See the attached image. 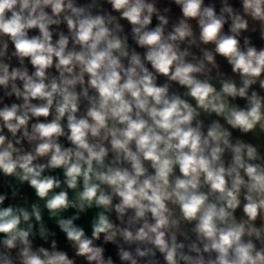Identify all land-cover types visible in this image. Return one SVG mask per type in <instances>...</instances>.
<instances>
[{"label":"clouds","instance_id":"clouds-1","mask_svg":"<svg viewBox=\"0 0 264 264\" xmlns=\"http://www.w3.org/2000/svg\"><path fill=\"white\" fill-rule=\"evenodd\" d=\"M0 264H264V0H0Z\"/></svg>","mask_w":264,"mask_h":264}]
</instances>
